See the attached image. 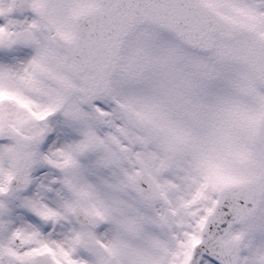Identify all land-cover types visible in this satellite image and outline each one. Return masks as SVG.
Masks as SVG:
<instances>
[{
	"label": "snow or ice",
	"instance_id": "6c2138e0",
	"mask_svg": "<svg viewBox=\"0 0 264 264\" xmlns=\"http://www.w3.org/2000/svg\"><path fill=\"white\" fill-rule=\"evenodd\" d=\"M0 264H264V0H0Z\"/></svg>",
	"mask_w": 264,
	"mask_h": 264
}]
</instances>
